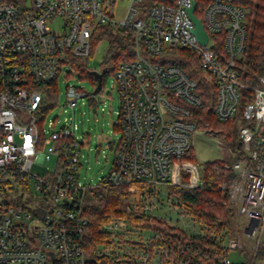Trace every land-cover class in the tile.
<instances>
[{
	"label": "built area",
	"instance_id": "obj_1",
	"mask_svg": "<svg viewBox=\"0 0 264 264\" xmlns=\"http://www.w3.org/2000/svg\"><path fill=\"white\" fill-rule=\"evenodd\" d=\"M201 1L205 44L193 33L188 14L193 5L196 16L195 0H129L120 19L114 14L116 0H0V264H84V197L89 189L144 183L147 191L139 192L126 210L137 207L148 213L146 206L142 211L139 195L149 194L152 186L181 185V170L191 175L184 186H201L200 170L181 160L195 131L187 120L189 107L202 105L198 85L179 67L162 63L178 50L194 54L204 79L213 85L216 118L239 125L244 157L232 164L233 178L222 189L226 205L242 219V236L218 237L224 251L220 264H235L228 252L247 247L249 264H254L264 243V77L257 85L245 84L237 68L246 53L245 10L233 0ZM99 26L132 32L134 57L113 74L121 130L114 162L107 176L88 185L78 176L77 126L52 119L45 130L41 104L44 87L57 81L61 67L72 68L71 60L90 55ZM213 36L220 38L222 49ZM92 71L102 75L109 70ZM247 94L249 100L239 109ZM66 96L72 109L84 95L67 86ZM47 146L54 165L43 173L33 171L48 160ZM127 229L118 218L99 227L111 233ZM191 229L196 232L193 224ZM124 253L114 251L116 256ZM152 264L161 262L155 258Z\"/></svg>",
	"mask_w": 264,
	"mask_h": 264
},
{
	"label": "trees",
	"instance_id": "obj_2",
	"mask_svg": "<svg viewBox=\"0 0 264 264\" xmlns=\"http://www.w3.org/2000/svg\"><path fill=\"white\" fill-rule=\"evenodd\" d=\"M233 2L246 12L248 36L245 58L238 63L237 68L241 80L245 84L254 86L257 85L259 77H264V0H233ZM204 6V1L195 0V14L202 22L203 13L198 7ZM213 37L218 41L216 48L222 49L220 38ZM103 40L107 42V49L101 69L108 68L109 71L102 74V84L106 76L114 74L120 63L134 57L133 34L129 30H118L109 26L97 27L91 42L92 51L94 45ZM92 53L85 59L91 58ZM85 59L70 62L74 69H81L80 61ZM162 63L179 67L190 79L197 82L202 105L189 107L191 115L187 120L194 124L196 130L221 135L226 141L231 142L233 157L229 160L216 159L200 164L201 186L198 188L163 185L166 189V198L172 201L178 217L192 222L196 228L194 233L186 232L167 219L141 212L137 207L126 210V205L139 192L142 195L145 193L149 186L144 183L87 190L84 197L87 225L82 242L84 264H152L155 258H158L161 264H220L224 251L218 242V237L223 235L231 237L236 229L238 215L226 206L227 197L221 184L233 178L232 164L244 157L241 146L238 142H234L238 139L239 125L236 120L222 122L216 118L215 89L204 79L200 63L194 54L186 50H178L173 59ZM90 72L88 78L95 88L97 82ZM56 83L57 81H54L44 87L45 96L41 104L43 112H47L51 107L47 101L56 97ZM249 98L250 95L247 94L240 103L239 109L245 106ZM116 126V131L121 132L118 123ZM181 160L198 164L192 152V144ZM188 177V173H182L183 184L188 183ZM131 187H134V191H131ZM152 189L160 190L152 186L149 191L152 192ZM113 218L124 220L128 226L127 231L118 233L99 231L103 223ZM118 249L127 250V253L116 256L114 251ZM107 250L110 254L103 253ZM240 254L247 259V262L242 264H249V260L252 261V256L247 250H242ZM253 258V260H264V243L257 249Z\"/></svg>",
	"mask_w": 264,
	"mask_h": 264
},
{
	"label": "rangeland",
	"instance_id": "obj_3",
	"mask_svg": "<svg viewBox=\"0 0 264 264\" xmlns=\"http://www.w3.org/2000/svg\"><path fill=\"white\" fill-rule=\"evenodd\" d=\"M129 0H116L114 5V14L116 19H120L128 5ZM59 26L57 21L55 27ZM107 49V42L100 41L93 47V55L89 59L81 60V69H74L70 66L64 65L57 78V94L56 97L47 101L50 105L43 120V128L50 130L48 123L52 119H57L60 123L66 121L77 126L74 131V137L80 143V157L78 176L82 183L88 185H95L98 181L107 176L112 164L114 162L116 146L121 137V132L116 131L117 112L120 106V98L115 87V81L112 74L106 76L101 89L98 93L92 94L94 86L92 81L88 78L89 72L92 69L97 71L101 69L102 60ZM82 70V71H81ZM67 86L75 87L77 91L84 96L79 98L76 105L71 109L68 105L69 98L66 96ZM59 122L56 127H59ZM238 140H234V142ZM192 152L198 164L184 161V164L190 163L194 170H200V164L204 162L213 161L216 159H230L233 157L232 143L226 141L221 135L214 133H207L202 130H196L192 134L191 139ZM111 145V146H110ZM43 152L48 160L43 162L44 166L36 165L33 171L43 173L49 170L55 163L56 158L51 153L50 147L44 148ZM194 165V166H193ZM181 170L179 180L182 183ZM188 180L190 178V172ZM195 174L193 173V181ZM229 182V181H228ZM227 182V183H228ZM224 182L221 184L223 185ZM160 190L152 189V192L141 196L142 211L146 210L148 213L157 218L167 219L172 224L181 227L188 233H194L191 229L192 222L185 218H179L176 209L170 199L166 198V189L163 186H156ZM156 193V194H154ZM138 200V196L134 198V202ZM132 201V200H131ZM227 204V201L225 202ZM227 206V205H226ZM228 207V206H227ZM242 227V219L237 218L236 229L234 233L242 236L239 229ZM196 230V229H195ZM248 248V247H247ZM245 248V250H247ZM248 251V250H247ZM251 255V253H249ZM228 257L235 264H242L247 262L243 254L236 251L228 252ZM251 262V260H249ZM254 264H264V260H253Z\"/></svg>",
	"mask_w": 264,
	"mask_h": 264
},
{
	"label": "water",
	"instance_id": "obj_4",
	"mask_svg": "<svg viewBox=\"0 0 264 264\" xmlns=\"http://www.w3.org/2000/svg\"><path fill=\"white\" fill-rule=\"evenodd\" d=\"M193 5L190 7V9L188 10V14L191 18V20L194 23V29H193V33L196 35L197 39L200 41V43L205 44L207 41V34L203 28V25L200 21L199 18H197L193 13ZM91 76L96 80L97 84L96 87L94 88V91L92 92V94H96L99 92V90L102 87V75L96 71H91L90 72ZM240 143H238L239 145Z\"/></svg>",
	"mask_w": 264,
	"mask_h": 264
}]
</instances>
